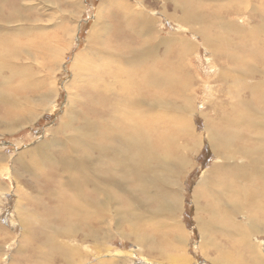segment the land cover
<instances>
[{
	"label": "bare ground",
	"instance_id": "6f19581e",
	"mask_svg": "<svg viewBox=\"0 0 264 264\" xmlns=\"http://www.w3.org/2000/svg\"><path fill=\"white\" fill-rule=\"evenodd\" d=\"M114 1H102L89 34V43L75 55L71 67L78 68L79 73L85 71L82 74L84 77L91 72L93 80L90 85L93 84V89L101 97L121 96L123 99L118 100V107L110 108L113 113L108 118L104 119L98 113V118L104 120L92 121L83 113L80 122L74 119L73 112L69 114L74 105L70 101L63 113V124L58 129L49 130L48 138L29 149L36 159L39 156L51 160L49 167L33 165L30 169L32 175L38 174L39 181H47L44 177L54 172L62 174L57 188L52 187L48 180L49 183L44 184L47 190L40 184L29 189L32 192L44 190L47 197L58 199L60 209L57 213L60 212L62 224L66 223L63 229L54 227L51 233L35 234L30 239L27 237L44 264H74V259H80L84 251L78 246L69 248L72 239L83 241L90 238L87 241L102 243V239L111 237L115 229L131 239L139 254L145 255V248L151 251L153 246L157 247L154 239L149 237V226H154L165 239L174 234L176 249L184 243L178 235L179 231H183L179 221V181L185 170L192 166L190 155L199 149L202 138L191 123L194 111V80L191 76L194 72L190 65L185 66L183 60L186 58L182 60L188 55V50L194 48L195 42L186 41V36L182 37L180 33L160 37L155 30V18L149 12L133 9L125 2L118 3L126 11L119 13L124 21L122 33L117 34L120 38L110 35L97 41L109 30L103 14L106 5ZM67 2L79 9V0ZM147 3L144 0V5L150 8ZM248 3L247 0H229L225 15L215 12L210 16L205 11L201 15L206 20L210 17L212 24L224 20L221 30L200 32H203L204 43L214 53L218 67L215 81L223 84V93L219 98L225 95L231 99L219 105L216 101L218 97L213 100L218 105L216 116L207 120L209 125L205 136L215 151L217 161L200 178V188L195 189V194L205 201V217L200 214L197 217L201 232L210 236L202 237L203 246L219 245L214 234H224L223 237L226 240L228 237L238 251L234 250L236 248H225L221 253L215 246L220 256L237 252L238 255L248 254L256 258L258 264H264V247L259 241L252 240L264 233V35L261 32L255 35L252 29L264 31V23L262 20L256 23L247 20L245 26L236 20L240 23L236 24L227 14L230 7H235L237 15L242 17L243 7ZM7 4L2 3L5 12L0 9V85L4 87L0 89V126L7 132H13L38 115L29 107L36 105L35 99L45 106L53 96L49 78L38 81L35 75L27 74L22 80L21 60L25 58L27 48L40 50L48 64L52 63L57 49L61 48L66 28H62L58 35L52 33L45 39L36 36L23 43L25 35L31 33L33 27L26 29L21 21L25 18L30 20L31 16L25 17L12 2L8 8ZM186 11L183 2L176 4L169 17L183 25L186 24L185 15L199 21V12L187 14ZM246 16L252 18L250 14ZM225 26H230V29ZM11 34L12 37L15 34L13 39L9 36ZM99 44L103 47L96 51ZM251 44L259 54L249 55ZM163 48V55H160ZM96 56L99 61H96ZM84 81L86 83V79L81 82ZM46 82L48 93L36 96L31 92L36 87H46ZM247 93L248 97H245ZM251 94L254 98L249 96ZM125 103L127 106L124 108ZM57 143L65 151L61 157L51 152ZM52 160H56L61 168H50L54 166ZM121 197L131 204V209L126 212L117 208L121 205ZM151 205H155L153 211ZM113 208L117 214L110 213ZM198 209L200 211V204ZM123 220L130 221L128 232L123 229ZM93 221L100 225H95ZM166 226L169 229L164 233ZM170 229L178 233H171ZM64 244H68L67 251ZM165 253L172 257L170 252ZM172 259L176 261L174 257Z\"/></svg>",
	"mask_w": 264,
	"mask_h": 264
},
{
	"label": "rangeland",
	"instance_id": "374dc122",
	"mask_svg": "<svg viewBox=\"0 0 264 264\" xmlns=\"http://www.w3.org/2000/svg\"><path fill=\"white\" fill-rule=\"evenodd\" d=\"M67 1L71 0H0V9L3 12H5V10L2 3H8L6 5V8H8L12 2L16 10L18 8L21 12L23 11L22 14H24V16L26 15L25 17L31 16L30 20L25 18L21 21L26 29L30 28L31 30L33 27L31 33H34L31 37L28 36L31 33L25 35L23 43L25 41L28 42L32 37L37 38L36 36H38L39 39H45L52 33L58 35L62 28H66L62 38L63 41L60 43L61 48L57 49L52 63L48 64L47 60L41 55L40 50L35 51L33 48H27L25 58L23 57L21 60L23 70L20 74L22 75V80L25 79L27 74L28 76L31 74L35 75V79L38 81L47 80L46 78H49V81L51 80L50 88L51 91H53V93L51 92L53 96L49 98L50 103L41 106V102L35 99L38 104L36 103V105L33 104L29 107L38 115L29 124L19 127L16 131L7 132L0 126V264H44L41 255L33 251L32 243L31 241H27V237L30 239L31 237L33 238L35 234L40 236L45 233H51L54 227L60 229L66 227V223L62 224L60 221V212L57 213V210L60 209L57 204L58 199L55 200V197H53V199L49 198L46 193H44V190H47L45 185L48 180L53 184L52 187L57 188L62 174L54 172L44 177L47 181H39L40 177L37 176L38 174L32 175L31 172H29L30 169H33V165H38L39 168L44 166L49 167L51 160L46 157L41 159L38 155H36L38 156V159H36L34 157L35 155L30 153L29 149L41 143V140L48 138L49 130L58 129L60 125L63 124V113L67 108V103L70 101L73 102L74 105L73 109L69 110V114L73 112L76 121L79 120L83 113L86 118L92 121H100L108 118V115L113 113L111 109L118 107V100L123 99L121 96H118L120 98L117 96H107V98L101 97L100 94L96 92V89H93V84L90 85L93 80L91 72L84 77L82 74L85 71L79 73L78 68L72 69L71 67L75 55L84 50L89 43V34L103 0H79V9L74 8L73 5L69 4ZM145 1L146 3L148 2L147 4L150 8L144 5V0H115L114 3L107 4V9L103 16L104 21L109 24V30L105 33V36L99 37L97 41H102L110 35H114L116 39L118 37L120 38L119 35L122 33V24L124 21L119 13L126 11L124 7L118 3L125 2L133 9L149 12L153 18H155V30L160 37H169L172 33H180V36H186V41L191 40L195 42L194 48L188 50V55H185L182 60L184 58H189L183 61L185 66L186 64L188 66L190 65L191 71L194 72L191 76L194 80L192 85L194 111L191 113V123L195 132L201 135L202 138L199 149L195 151L194 155H190L192 166L185 170V175L179 181V204L181 206L179 221L183 231H179L178 235H181L183 238L182 242L184 243L179 245L180 247L176 249L173 245H176L174 234H170L168 239H165L160 236V233H157L158 230H155L154 226H149V237L154 239L157 247L153 246L151 251L145 248V255L139 254L136 245L131 239L122 236L116 229L111 232L113 233L111 237L102 239V243L101 241L95 240L87 241L90 238L83 241L72 239V245L64 244L65 249L67 251L68 247L78 246L84 251L83 258L74 259L76 260L74 264H82L83 262V264H258L256 258L248 254L238 255L237 252H234L220 256L219 252L215 250L216 247H218V251H221V253L227 248L231 250L236 248L234 250L238 251L237 246H234L232 242L228 240V237L227 240L226 237H223L224 234H214L220 246H216L215 244L203 246V238L205 236L206 238L210 236L209 233L204 234L201 232L199 223L197 222L199 214L202 215V218L205 217L203 212L205 201L202 196H196L195 189L200 188L198 181L217 161L215 151L209 139L205 136L209 125L207 120L213 119L216 116L215 109L221 102H225L226 99H231L230 97L226 98L225 95L219 98L221 93H223V84L222 82L217 83L215 81L218 67L215 64L214 53L211 48L204 43L202 37L205 31H210L212 29L214 33L216 30H221L225 25L224 20L220 22L223 25L217 21L216 25L212 24L210 17L209 20H206L201 15L204 11L210 16L215 12L225 15L226 4L229 0H156V5L154 0ZM247 1H249V3L247 4L248 6L246 5L243 7L242 17H240L241 15H237L239 13L238 9L235 7H230L227 14L229 13L228 15L236 24H240L238 22L240 21L247 26V20H251L255 23L262 20L264 23V0ZM182 2L187 10V14L190 12H199L197 14L199 21L193 20L191 15H185L186 24L183 25L169 17V15L174 12L176 4H181ZM18 4H20V6H18ZM217 5L220 8L222 7V9ZM116 14L118 16H116ZM248 14L251 15V19L246 16ZM177 15H180V13ZM225 27H229L230 29V26ZM193 30L199 33L196 34ZM252 30V33L255 32V35L259 34L258 32L264 35V31L258 29ZM9 36L12 37V34ZM14 36L15 34H13L11 39H13ZM249 37L252 38L250 35ZM18 41L20 42L21 40L19 39ZM251 46L252 44L248 48L250 50L252 49L254 52L248 49L249 55L259 54L256 49H253ZM102 47L103 45L101 44L97 45L96 51H99ZM162 50L163 51H160V55H163L165 49L163 48ZM99 57H95L96 61H99ZM223 62L224 60H222V63ZM74 79L76 80L74 81ZM84 79H86V83L85 81L81 82ZM0 89H4L3 84L2 86L0 85ZM31 92L36 96H39V94L43 96L45 93H48L49 88L47 87V82L46 87H36L35 90H31ZM244 96L248 97V93L244 94ZM249 96L254 98L252 94ZM215 98H217V106V103L213 101ZM90 104H92V106H90ZM122 104L124 103L122 102ZM125 106H127L126 103L123 107L125 108ZM98 113H101L104 119L98 118ZM80 121L81 120H79V122ZM80 124L82 125V122ZM60 141L61 143L64 142L63 139ZM51 152H56L57 157H61L65 153L60 143H57V145L51 149ZM52 164L54 166L50 168L53 170L61 168L56 160H52ZM36 185H39L44 190L41 192L29 191L30 188H35ZM120 199L119 203L121 205L117 207L118 210L126 212L128 208L131 209L130 203H127L123 197ZM198 204H200V211L198 209ZM151 206L153 211L155 205ZM146 208L149 209V204L146 205ZM27 210L30 211L27 212ZM110 213L117 214L115 208H113V211ZM164 217L165 216H163V220L166 221L167 219ZM113 219L117 220L118 218ZM114 222L115 220H113V223ZM118 222H120L119 225L121 226V219ZM93 223L97 226L100 225L99 222L93 221ZM45 225L47 226L45 227ZM129 225L130 221L123 220V229H125L126 232H128ZM123 229L121 228L122 231ZM168 229L169 228L166 226L164 233H167L166 230ZM170 232L178 233V231L174 229H170ZM252 240L259 241L261 246L264 247V233L263 235L254 237ZM66 245H68V247ZM165 245L168 246L166 247ZM160 248L170 252L175 259L179 255L180 258L178 257L176 261H173L172 257L169 258L165 251H163V253L160 252ZM175 250L178 251L175 252L177 256L174 253ZM46 255L51 257L48 253H46ZM262 257L264 258V252L262 253ZM215 260L219 262L217 263Z\"/></svg>",
	"mask_w": 264,
	"mask_h": 264
}]
</instances>
